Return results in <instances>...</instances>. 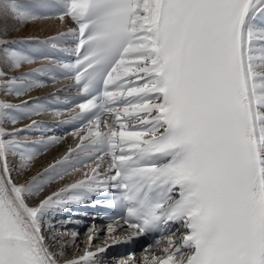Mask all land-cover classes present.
<instances>
[{
	"label": "snow or ice",
	"instance_id": "snow-or-ice-1",
	"mask_svg": "<svg viewBox=\"0 0 264 264\" xmlns=\"http://www.w3.org/2000/svg\"><path fill=\"white\" fill-rule=\"evenodd\" d=\"M53 18L75 27L13 35ZM31 42L74 57L56 67L84 99L67 119L52 113L80 122L75 147L28 175L61 139H29L40 120L19 126L48 111L21 99L52 71H23ZM110 190L124 210L111 243L93 248V226L68 258L79 233L51 217ZM151 233L148 255L118 264H264V0H0V264H100Z\"/></svg>",
	"mask_w": 264,
	"mask_h": 264
},
{
	"label": "bare ground",
	"instance_id": "bare-ground-1",
	"mask_svg": "<svg viewBox=\"0 0 264 264\" xmlns=\"http://www.w3.org/2000/svg\"><path fill=\"white\" fill-rule=\"evenodd\" d=\"M71 27H75V25L70 19L66 18L65 22L62 23L60 20L53 18L48 21H43L41 22V24L38 25L22 28L18 32H14L13 35L18 37L35 36L38 37L40 41H45L49 37H54L58 35L60 32L67 31ZM48 45L50 44L35 43V42L20 45L22 49L26 50L30 54H33L36 59L35 64L26 66L25 69H23V71H29L30 69L41 68V67L52 68L51 72L41 73L35 77L36 79L43 82L44 85L43 87L33 89L27 96L21 98L24 100H31L34 104L35 103L42 104L48 109V111L42 113L39 116H32L30 119H24L21 125L30 123L31 119H36L44 122L46 127H51L53 125H57V126L63 125L62 123H57L56 118L52 114L54 110H60L65 112L66 115L63 117L64 119L69 118V116L71 115H75L74 112L70 111L71 109H74L76 105H74V103L70 101V99H72V95L69 92L70 89L75 87L74 82L71 78L67 76L66 73H64L58 67H56V65L59 64L58 62L51 61L49 59L48 53L45 48ZM7 98L10 100L12 99V97H7ZM51 118L52 120H49ZM35 132H40V131H35ZM35 132H31V133H35ZM72 133L73 132L68 133L66 139H60L59 143L50 146L48 150L44 153V155L40 156L38 160L34 163L33 170L28 175L34 174L36 170L42 168L43 166H46L54 158H59L63 156L70 147H75L76 140L74 139ZM27 135L29 139L35 140L34 137H32V135H30L29 133H27ZM24 178L27 177H22L21 179ZM78 178H80V173L79 172L73 173V175L66 178L65 181H61L51 185L48 191L50 192L52 190H55L58 187H60L62 184L68 183L71 180ZM63 217L64 216H62V218ZM71 222L72 221L68 217H65V219L60 221V224L56 225V227L60 228V231L61 229H66L65 232L67 233L78 232L72 229ZM99 229L100 228H98L95 233V235L98 238L93 241L92 243L93 248L99 247L101 244H104V243H100L98 245V243L96 242L98 239L99 242L101 238H103L106 241L109 240L108 234L107 233L103 234L102 230ZM78 233H79V238L75 242V247L69 245L66 249L68 258L83 255L81 249L83 250L85 249L86 243L81 244L82 242L79 240L81 239V232ZM87 236H85L86 241H87ZM148 254L149 252L147 253L144 252L142 254H138L137 252L134 256L137 259H139ZM128 257L129 256H125L124 259H127ZM106 260L109 261L108 262L103 261L101 262V264H113V262L117 263V260L119 261L120 259L116 257H111Z\"/></svg>",
	"mask_w": 264,
	"mask_h": 264
},
{
	"label": "rangeland",
	"instance_id": "rangeland-1",
	"mask_svg": "<svg viewBox=\"0 0 264 264\" xmlns=\"http://www.w3.org/2000/svg\"><path fill=\"white\" fill-rule=\"evenodd\" d=\"M30 135H32V137H34V139L35 140H38V139H36V137L37 136H34V134L33 133H29ZM40 134H44V132H40ZM52 134V133H51ZM39 135V134H38ZM44 139H47V137L46 138H44ZM66 230V229H65ZM69 231V230H68ZM86 233H87V231H84L83 233H81V239H79L82 243L81 244H85L86 243ZM97 243H98V245L100 244L99 243V239L96 241ZM84 246V245H83ZM82 250V252H83V249H81ZM70 252V251H69ZM114 264H118V260H117V263H115V262H113Z\"/></svg>",
	"mask_w": 264,
	"mask_h": 264
}]
</instances>
